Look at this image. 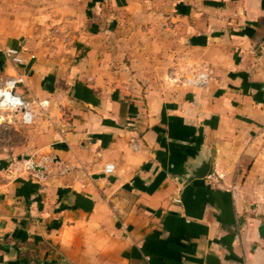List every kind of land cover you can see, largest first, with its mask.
<instances>
[{
  "label": "crops",
  "instance_id": "1",
  "mask_svg": "<svg viewBox=\"0 0 264 264\" xmlns=\"http://www.w3.org/2000/svg\"><path fill=\"white\" fill-rule=\"evenodd\" d=\"M16 74L44 155L0 177V264H264V0H0Z\"/></svg>",
  "mask_w": 264,
  "mask_h": 264
},
{
  "label": "rangeland",
  "instance_id": "2",
  "mask_svg": "<svg viewBox=\"0 0 264 264\" xmlns=\"http://www.w3.org/2000/svg\"><path fill=\"white\" fill-rule=\"evenodd\" d=\"M54 28V26L48 27L44 37L52 46H57L53 43L56 38L50 32L56 33V37L59 38L62 34L65 40L66 36H64L63 30ZM66 29L69 31L70 27ZM67 46L69 45L67 44ZM23 95L26 96V93L24 92ZM33 123L34 121L31 124H22L14 113L0 109V177L24 176L32 178V168L28 163L33 160L37 162L44 155L42 152L34 151L38 142L33 133Z\"/></svg>",
  "mask_w": 264,
  "mask_h": 264
},
{
  "label": "built area",
  "instance_id": "3",
  "mask_svg": "<svg viewBox=\"0 0 264 264\" xmlns=\"http://www.w3.org/2000/svg\"><path fill=\"white\" fill-rule=\"evenodd\" d=\"M4 55L12 64L21 65L23 63L21 50L17 47H6ZM208 78L209 71L206 68H200L192 75L185 77L184 82L188 85L199 86L206 83ZM20 84H25L23 74H16L0 81V109L14 113L20 123L27 125L34 121L39 112L46 110L47 103L36 99H26L18 94L16 88ZM28 164L31 168L35 165L33 161ZM113 169V164L107 163L104 166V172L107 174L111 173Z\"/></svg>",
  "mask_w": 264,
  "mask_h": 264
},
{
  "label": "water",
  "instance_id": "4",
  "mask_svg": "<svg viewBox=\"0 0 264 264\" xmlns=\"http://www.w3.org/2000/svg\"><path fill=\"white\" fill-rule=\"evenodd\" d=\"M213 150L210 149L209 152L199 161L198 165H196L195 169L191 172L187 173L185 176L186 182L189 180H192L194 178H203L207 175L209 168H210V162L212 158ZM38 168V167H36ZM103 177V174H95L93 175V178Z\"/></svg>",
  "mask_w": 264,
  "mask_h": 264
}]
</instances>
